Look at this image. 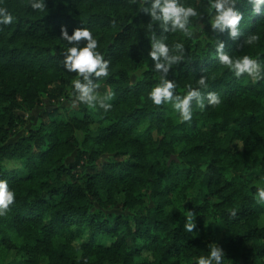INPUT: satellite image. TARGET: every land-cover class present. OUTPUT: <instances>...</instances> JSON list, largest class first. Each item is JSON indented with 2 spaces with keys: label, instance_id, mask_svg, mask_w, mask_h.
<instances>
[{
  "label": "trees",
  "instance_id": "obj_1",
  "mask_svg": "<svg viewBox=\"0 0 264 264\" xmlns=\"http://www.w3.org/2000/svg\"><path fill=\"white\" fill-rule=\"evenodd\" d=\"M184 2L200 13L191 38L153 31L183 44L167 74L174 94L204 75L203 94L221 98L193 102L190 122L147 99L159 73L141 0H46L44 12L0 0L14 16L0 25V179L15 193L0 216V264H193L211 242L224 264H264V204L253 199L264 187V80L237 79L214 56L219 39L231 57L264 64V5L237 3L233 39L211 29L208 0ZM62 27L88 28L110 61L94 81L113 94L108 111L70 95L79 77L63 68ZM250 34L259 39L246 46ZM188 211L194 233L183 230Z\"/></svg>",
  "mask_w": 264,
  "mask_h": 264
},
{
  "label": "clouds",
  "instance_id": "obj_2",
  "mask_svg": "<svg viewBox=\"0 0 264 264\" xmlns=\"http://www.w3.org/2000/svg\"><path fill=\"white\" fill-rule=\"evenodd\" d=\"M131 3L136 4V0H131ZM237 3H246L251 6L253 13H261L264 0H208L207 11L213 13L209 16L213 31L221 33L227 31L233 39L240 35V24L244 13L236 7ZM28 6L40 12L47 10L46 0H28ZM139 8L150 16V21L146 25V34L150 37L148 55L154 61V71L159 73V83L147 93V99L157 106L170 103L182 122L192 120L193 102L200 110L205 109L206 106L219 105L221 98L217 93L208 91L205 96L201 91L209 87L207 77L204 75L197 78L198 87L188 85V90L183 96L174 94L176 84L167 78V74L174 64L185 59L182 55L184 47L181 43L170 47L163 35L158 36L153 31V25L158 23L163 32H179L185 37L191 38L194 33L190 27V18L200 15L197 9L191 4L185 3L184 0H141ZM13 20L12 13L6 7H0V25H9ZM61 37L69 45L63 52V68L68 72L76 73L79 77L72 81L70 95H74L76 101L89 108L99 106L104 111H108L112 107L110 101L113 94L108 92L104 96L98 95L96 89L99 84L94 81L110 75V61L98 51L97 39L86 27L77 28L71 34L62 27ZM258 39L256 34H250L245 38L244 44L253 46ZM224 48V42L218 39L214 56L237 79L242 75H247L253 83L264 80V64L260 62L259 58L248 54L233 58L224 51ZM253 199L258 204H264V187H257ZM14 200L15 193L10 190L7 180L0 179V216L8 211ZM185 217L183 230L186 233H194L195 213L188 211ZM225 257L223 248L216 242H211L207 245V255L193 257V264H224Z\"/></svg>",
  "mask_w": 264,
  "mask_h": 264
}]
</instances>
